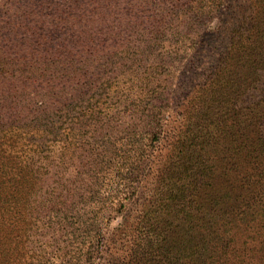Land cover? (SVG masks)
Returning a JSON list of instances; mask_svg holds the SVG:
<instances>
[{
    "label": "trees",
    "instance_id": "1",
    "mask_svg": "<svg viewBox=\"0 0 264 264\" xmlns=\"http://www.w3.org/2000/svg\"><path fill=\"white\" fill-rule=\"evenodd\" d=\"M163 1L0 0V264H33L34 228L50 188L38 178V148L46 118L73 100L79 65L86 66L74 44L100 27L108 33L107 26L142 20L149 7L150 21L165 19ZM237 24L164 136L132 225L119 223L126 247L118 264H239L229 262L239 258V223L264 239V0H244ZM132 156L139 162L143 153ZM132 156L122 151L119 168ZM247 243L240 264H250Z\"/></svg>",
    "mask_w": 264,
    "mask_h": 264
},
{
    "label": "rangeland",
    "instance_id": "2",
    "mask_svg": "<svg viewBox=\"0 0 264 264\" xmlns=\"http://www.w3.org/2000/svg\"><path fill=\"white\" fill-rule=\"evenodd\" d=\"M243 1L164 0L165 19L150 21L149 7L142 20L107 26L108 33L100 27L98 36L74 44L79 64L86 60V66L79 65L73 100L46 118L38 146V178L50 188H44L34 228L33 264H118L123 258L126 238L119 240V223L132 225L149 196L164 136L172 135L223 51ZM36 100L43 104V98ZM126 150L130 156L142 152V159L128 157L119 168ZM60 183L62 193H56ZM244 234L239 223V258L229 262L246 259L240 245L247 241L250 264H263L264 239Z\"/></svg>",
    "mask_w": 264,
    "mask_h": 264
}]
</instances>
